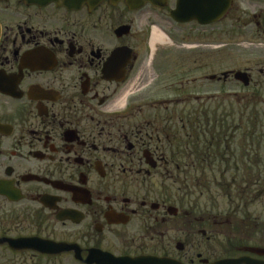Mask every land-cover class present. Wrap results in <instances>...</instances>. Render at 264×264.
Segmentation results:
<instances>
[{
	"label": "flooded vegetation",
	"instance_id": "obj_1",
	"mask_svg": "<svg viewBox=\"0 0 264 264\" xmlns=\"http://www.w3.org/2000/svg\"><path fill=\"white\" fill-rule=\"evenodd\" d=\"M261 102L264 0H0V264H264Z\"/></svg>",
	"mask_w": 264,
	"mask_h": 264
},
{
	"label": "rangeland",
	"instance_id": "obj_2",
	"mask_svg": "<svg viewBox=\"0 0 264 264\" xmlns=\"http://www.w3.org/2000/svg\"><path fill=\"white\" fill-rule=\"evenodd\" d=\"M221 40L222 39H214L213 42H220ZM174 41H175L176 45L174 44V42L171 43V41H169L165 45L168 46V47H175L176 46L177 50H180V49L181 50H184L185 53H184V55H182L183 54L182 51H177V52H179L181 54L180 55L177 52H176V54L173 53V52H175L174 50H170L168 53L171 54L172 57H170V65H169L168 68L170 69V71H173V69H175V68L178 69V68L182 67L183 69L180 68V70L188 71V68L191 67V65L188 62H186V61L181 64V63L177 62V59L176 58L179 55L180 56H183V57H186L188 54H191V53H189L191 51H189L187 47H184V45L182 44V41L181 42H178L176 40H174ZM188 44L191 45L190 42ZM210 53H211L213 59L211 58L209 60V62H211L213 64V66H215L216 70H214V71H216V72L217 71H220V69H224V68H222V66L235 65V62H238L239 61L238 57L240 56V54H238L239 53L238 50H236L234 48H230V47L224 48L223 51L222 50H217V51H211ZM260 53H262V51L256 52L255 55L259 56ZM226 55H228L229 57L226 58L225 57ZM257 56H250V57L256 58ZM222 57H224V58H222ZM245 57H243V58H245ZM184 69H186V70H184ZM149 74L151 76L152 72H150ZM260 108L261 109H264V102H261L260 103ZM220 202L222 204L221 207L227 206L226 201H224L223 199H221Z\"/></svg>",
	"mask_w": 264,
	"mask_h": 264
},
{
	"label": "trees",
	"instance_id": "obj_3",
	"mask_svg": "<svg viewBox=\"0 0 264 264\" xmlns=\"http://www.w3.org/2000/svg\"><path fill=\"white\" fill-rule=\"evenodd\" d=\"M221 105L223 106L222 103L217 104V105H214V108L213 109L219 111V110L222 109L221 108ZM228 109L231 110V111L237 110V103H229ZM245 109L247 110L248 108L246 107ZM254 110L257 111L258 112V115H259V117H258V119H259V126L260 127H264V109H261L260 107L258 108V106H257V108L254 109ZM214 119H216V118H214ZM247 121L248 120L245 119V124H244L245 126L248 125ZM251 122H252V120H251ZM251 125L253 126V124H251ZM261 143H264V139H261Z\"/></svg>",
	"mask_w": 264,
	"mask_h": 264
},
{
	"label": "bare ground",
	"instance_id": "obj_4",
	"mask_svg": "<svg viewBox=\"0 0 264 264\" xmlns=\"http://www.w3.org/2000/svg\"><path fill=\"white\" fill-rule=\"evenodd\" d=\"M158 33H154V37L152 38V47H153V52H155L156 50V44L158 43V41H160L161 43L165 42V37L164 36H157Z\"/></svg>",
	"mask_w": 264,
	"mask_h": 264
},
{
	"label": "water",
	"instance_id": "obj_5",
	"mask_svg": "<svg viewBox=\"0 0 264 264\" xmlns=\"http://www.w3.org/2000/svg\"><path fill=\"white\" fill-rule=\"evenodd\" d=\"M242 75H243V73H239V74L237 75V78L240 79V78L242 77Z\"/></svg>",
	"mask_w": 264,
	"mask_h": 264
}]
</instances>
